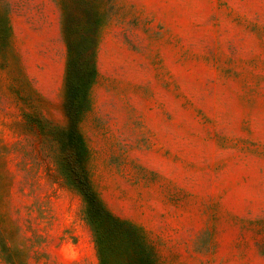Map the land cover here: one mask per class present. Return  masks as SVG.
<instances>
[{
  "label": "rangeland",
  "instance_id": "rangeland-1",
  "mask_svg": "<svg viewBox=\"0 0 264 264\" xmlns=\"http://www.w3.org/2000/svg\"><path fill=\"white\" fill-rule=\"evenodd\" d=\"M103 261L264 264V0H0V264Z\"/></svg>",
  "mask_w": 264,
  "mask_h": 264
},
{
  "label": "trees",
  "instance_id": "trees-1",
  "mask_svg": "<svg viewBox=\"0 0 264 264\" xmlns=\"http://www.w3.org/2000/svg\"><path fill=\"white\" fill-rule=\"evenodd\" d=\"M95 224L97 225V230L100 231L99 230V225L96 222H95ZM103 264H104V261H103Z\"/></svg>",
  "mask_w": 264,
  "mask_h": 264
},
{
  "label": "crops",
  "instance_id": "crops-1",
  "mask_svg": "<svg viewBox=\"0 0 264 264\" xmlns=\"http://www.w3.org/2000/svg\"><path fill=\"white\" fill-rule=\"evenodd\" d=\"M53 10L55 11V12H57L58 13V9L57 8H53ZM59 14V13H58Z\"/></svg>",
  "mask_w": 264,
  "mask_h": 264
}]
</instances>
